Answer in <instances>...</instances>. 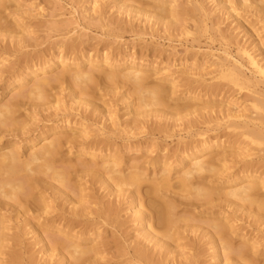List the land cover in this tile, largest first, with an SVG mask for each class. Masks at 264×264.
<instances>
[{
    "label": "bare ground",
    "instance_id": "6f19581e",
    "mask_svg": "<svg viewBox=\"0 0 264 264\" xmlns=\"http://www.w3.org/2000/svg\"><path fill=\"white\" fill-rule=\"evenodd\" d=\"M20 2L0 0V264H205L206 255L213 264H264L263 235L244 231L264 227V0L88 2L83 21L92 16L99 28L125 34L140 19L155 34L180 32L193 48L208 32L219 38L226 56L209 77L201 69L181 79L182 88L171 69L149 85L159 74L150 78L154 62L139 53L82 52L77 38H63L66 22ZM112 8L131 20L111 19ZM27 15L46 18L35 27ZM119 88L124 119L111 102ZM226 94L218 106L226 109L214 106L222 115L203 117L215 109L198 101ZM202 110V120H184L189 138L169 146L179 132L168 121ZM201 123L207 128L192 131ZM142 146L158 152L143 162L125 156Z\"/></svg>",
    "mask_w": 264,
    "mask_h": 264
},
{
    "label": "rangeland",
    "instance_id": "374dc122",
    "mask_svg": "<svg viewBox=\"0 0 264 264\" xmlns=\"http://www.w3.org/2000/svg\"><path fill=\"white\" fill-rule=\"evenodd\" d=\"M20 1H23L24 2V4H23V2H20V7H21V10H22V8L24 9V10H22V11H24V12H28V8L30 7V9H31V7H32V10L31 11H33V12H35V14H36V12L38 13L39 12V10H41V12H43L42 11V8H43V10H45L46 11V13H44L45 14V16L47 15L48 16V14L50 15V16H48L47 17V20H48V18L50 17V19H51V21L53 20V19H55V20H58L57 22H61V21H64L63 23H65L66 22V24H67V26L68 27H70V29L68 28V30H70L71 32L66 36V35H64L63 36V38L65 37V39H67V38H70L71 40L73 39V38H77L76 40H78V42H80L81 43V45L80 46H84L85 47V50H84V48H83V46L81 47L82 48V52H85V53H90V54H94V55H97V54H102V52H103V54H109L111 57H113V58H122L121 56H122V54H127L128 56H131V53H132V55H135V57H137V55H138V53H139V55H138V58L139 59H142V60H145V59H147L146 61H148V62H150V63H153V64H155V65H153L152 64V66H151V68H149L148 69V71H149V75H150V78L153 76V75H155L156 73H163V72H165V73H168L167 71L169 70V71H171L172 70V72H176V74H178V75H176L178 78L177 79H179V80H177L178 81V83L179 84H181V85H179L178 87H181L182 86V83H180L182 80H185L186 81V79H189V77H191V78H198L199 76H200V73L199 72H201V69H202V72H201V74H205V72L206 73H209L210 72V69L212 68V71L214 70V63L216 62V61H218L220 58H224V56L222 55V54H224L225 56H226V53H225V51H224V46L223 45H221V44H219L220 43V41H219V38H216V36L214 37H212V33L211 32H208L207 33V35H205V36H203L202 38H201V40L199 41V42H197V43H199L200 45H198L197 44V46L195 47V48H193L192 47V44L190 43L189 44V42H192V40L190 41V38H187V41H189V42H187L186 41V39H185V37H183L182 35L180 36L179 35V33L180 32H177L176 31V34L174 33L175 31H172V30H166L165 29V32H164V29L160 32V30H157L156 31V34L154 33L155 32V30H154V32H152L153 31V29H151L149 26H148V24H150V23H145V21H141L140 19L138 20V19H134L133 20V18H132V20H133V22L135 21V23L134 24H136V28L138 27L139 28V30H141V32H143V33H141L139 30H138V28H137V30H134L135 31V33H134V31H129V32H124L125 34H123V31H120L119 29H113V30H115L114 32H113V30H112V28H114V27H110V26H101V28H99V26H100V24H98L96 21H94L93 22V20H90V17H92V16H90L89 17V19L88 18H86L87 20H85L84 19V21H83V15L85 14V12L86 11H84V10H86L85 9V7H89L88 5L90 4H88V2H91V0H89V1H87V0H20ZM28 1V2H27ZM83 3H85V4H83ZM102 0H100V2H101ZM100 2H99V4H100ZM87 4V5H86ZM25 5V7H26V9H25V7H22V6H24ZM29 5V6H28ZM82 5H85L84 7L82 6ZM17 9V8H16ZM82 9H83V11H82ZM19 10H20V8H19ZM22 11H20V13H23ZM48 11H49V13H48ZM29 12H30V10H29ZM51 12V13H50ZM52 13H53V15H52ZM82 13H84V14H82ZM89 13H90V11H89ZM55 14H56V16H55ZM92 14V13H91ZM110 14H112V15H114V18L116 17H118L119 16V18H123L122 20H125V19H127V20H131V17L130 16H128V18L127 17H125V15L123 16V14H121V13H119V11L118 12H116V9L115 8H112V10L110 9V13H109V15ZM52 15V16H51ZM118 15V16H117ZM28 16V15H27ZM94 16V15H93ZM96 16V15H95ZM94 16V17H95ZM123 16V17H122ZM126 16H127V14H126ZM38 17H40L39 19H38ZM37 18H29V16H28V18L27 19H29V21L30 20H33V21H31L32 23H34V24H32L31 22V24H32V26H34L35 25V27H37L38 25H36V24H38V21H41V20H45V18L46 17H44V18H42L41 16H38ZM110 17H111V15H110ZM113 17H111V19H112ZM115 18V19H116ZM118 18V19H119ZM125 18V19H124ZM8 19H10V17H8ZM34 19H38V20H34ZM50 19L48 20V21H50ZM117 19V20H118ZM119 20H121V19H119ZM28 21V22H29ZM89 22V24H90V27L91 28H89V24L87 23V22ZM138 21H140V22H138ZM27 22V23H28ZM53 22H56V21H54L53 20ZM108 22V20H106L105 21V23H107ZM96 24L97 23V25H92V24ZM139 23V24H138ZM86 24V27L84 26ZM145 24V25H144ZM70 25V26H69ZM99 25V26H98ZM92 26H93V28H92ZM96 26H97V28H96ZM142 27V28H141ZM143 27H145V28H143ZM103 28V29H102ZM105 28V29H104ZM135 28V29H136ZM106 29H109L108 31L106 30ZM111 30V31H110ZM116 30H118V31H116ZM143 30V31H142ZM150 32H149V31ZM152 30V31H151ZM137 31H138V33H139V35L138 34H136L137 33ZM167 31H169V32H167ZM172 31V32H171ZM106 32H108V33H106ZM111 32V33H110ZM113 32V33H112ZM115 32H116V34H115ZM119 34H118V33ZM131 32V33H130ZM134 34H133V33ZM145 32H147V33H145ZM38 33V32H37ZM106 33V34H105ZM110 33V34H109ZM141 33V34H140ZM159 33V34H158ZM161 33V34H160ZM172 33V34H171ZM174 33V34H173ZM236 33H238V32H236L235 31V34ZM40 34V35H39ZM39 34H36V35H39V37H38V39H39V42H41L40 40H42L43 41V44H45L46 46L48 45V41L47 40H49V39H45V38H48L47 37V34L44 32V31H41ZM111 35V36H109V35ZM122 34V35H121ZM143 34V35H142ZM168 34H169V36H170V38H169V36H168ZM210 34H211V37H208V36H210ZM46 35V36H45ZM115 35H117L116 37H114ZM121 35V36H120ZM164 35H166V36H164ZM172 36V37H171ZM79 37V38H78ZM82 37V38H81ZM167 37V38H166ZM183 37V38H182ZM61 38V36L60 37H52V40L53 39H60ZM169 38V39H168ZM208 38V39H207ZM209 38L211 39V42H216V44L214 43V45H212L213 43H211L210 42V40H209ZM212 38H213V40H212ZM216 38V39H215ZM239 38L241 39L242 38V35L240 34V36H239ZM82 39V41H80ZM207 39V40H206ZM218 39V40H217ZM206 40V41H205ZM45 41V42H44ZM218 42V43H217ZM47 43V44H46ZM82 43H84V44H82ZM42 44V45H43ZM147 44V45H146ZM206 44V45H205ZM41 45V47H46L45 45L44 46H42ZM150 45V46H149ZM154 45V46H153ZM188 45V46H187ZM218 45V46H217ZM222 47H221V46ZM145 46V47H144ZM156 46H157V48H156ZM200 46V47H199ZM203 46V47H202ZM153 47V48H152ZM189 47V48H188ZM219 47L220 48H223V49H219ZM148 51L147 52V55L144 57V53H146V50ZM154 48L156 49V50H154ZM159 48H161V49H159ZM122 49H124V50H122ZM144 49V50H143ZM151 49V50H150ZM192 49H193V53L194 54H192ZM126 50V51H125ZM139 50H140V52H139ZM152 50H154V52L155 53H153V51ZM160 51V52H158V51ZM196 50V51H195ZM198 50H200L199 52H198ZM223 50V52H221ZM111 53H110V52ZM123 53H122V52ZM138 51V52H137ZM143 51V52H142ZM157 51V52H156ZM167 51V52H166ZM190 51V52H189ZM151 52V53H150ZM162 52H163V54H162ZM114 53V54H113ZM120 53H122V54H120ZM143 53V54H142ZM153 53V54H152ZM158 53V54H157ZM168 55H167V54ZM211 53V54H210ZM213 53V54H212ZM130 54V55H129ZM137 54V55H136ZM141 54V55H140ZM152 55V57L155 59L159 54H160V56H158L155 60L151 57V55ZM166 54V55H165ZM205 54V55H204ZM127 55H123V57L125 56V57H127ZM143 55V56H142ZM197 55V56H196ZM207 55V56H206ZM142 56V57H141ZM206 56V57H205ZM219 56H220V58H219ZM144 57V58H143ZM197 57V58H196ZM149 58V59H148ZM162 58H163V60H162ZM218 58V59H217ZM150 60V61H149ZM151 60H152V62H151ZM168 60V61H167ZM198 60V61H197ZM215 60V61H214ZM158 61H160V62H158ZM214 62V63H213ZM178 63V64H177ZM210 64V65H209ZM212 64V65H211ZM153 66L155 67V69L153 68ZM179 66V67H178ZM183 68H181V67ZM209 66H211L210 68H209ZM169 69H168V68ZM186 67V68H185ZM192 67V68H191ZM208 67V68H207ZM154 70H153V69ZM158 68V69H157ZM164 69H166V71L164 70ZM171 69V70H170ZM174 69H175V71H174ZM179 69H181L182 70V73H181V70L179 71ZM190 69V70H189ZM207 69V70H206ZM157 70V71H156ZM188 71V72H190V73H188L190 76H187L186 74V71ZM206 70V71H205ZM179 71V72H178ZM183 71L185 72V73H183ZM203 71H204V73H203ZM209 71V72H208ZM192 73V74H191ZM194 73H198V74H194ZM164 74V73H163ZM184 75L183 77H181V75ZM194 74V75H193ZM162 75V74H161ZM180 75V76H179ZM187 77H186V76ZM196 76V77H193V76ZM208 74H205V76L206 77H209V76H207ZM160 78H159V77ZM163 77V75L162 76H160V74L159 75H155V76H153V78H151V79H149V85H151V84H155V83H157V82H159L160 80H161V78ZM180 77V78H179ZM186 79H185V78ZM154 78L155 79H157L158 80V78L160 79L159 81H157V80H154ZM182 79V80H181ZM154 81V82H153ZM157 81V82H156ZM182 82H184V81H182ZM186 83V82H185ZM185 83H183L184 85H185ZM184 85H183V89H184ZM182 88V87H181ZM181 88H179V89H181ZM125 89L126 88H119V89H116L117 90V94L118 95H116V94H114V97H113V99H111V102L113 103V102H117V100L119 101V102H117V103H115V106L113 105V109L115 108V109H117L118 107V109H119V113H120V115H121V119H124V117H122V115L124 114V112H125V103L122 101V98L120 99V95H121V93L122 92H124L125 91ZM96 91H98V92H100V90H101V92H103L102 94H105L106 92H107V90H109V89H107V88H105L104 87V85L102 86V85H100L99 86V88H97V89H95ZM115 91V90H114ZM119 92H120V94H119ZM116 93V92H115ZM198 93V92H197ZM111 96L110 97H108V96H105V98H111ZM117 96H118V98H117ZM224 96V98H222ZM221 95V96H219V97H214V96H206V97H204V99L205 100H203V98H202V100H199L198 101V105H201L199 108H202V107H205V105H206V107L208 106V105H210V106H212V107H210L209 106V108H212V109H215L217 112H218V114H217V112L214 110V112H210L209 110H208V108H205V112H204V110H202L201 111V113L199 114V113H195V115H193V114H191V115H189V116H193V118H190V117H188V116H186L187 117V119H186V117H184L185 119H180L181 118V115H180V117H177L176 116V120L174 119V120H166V122L168 121V125L171 127V129L173 130V128H174V131L176 132V130L179 132L175 137L173 136V137H171V138H168L167 139V142L169 143V146H172L173 145V147H175L177 144H178V142H179V140H185L186 138L188 139L189 137H188V134H187V129H186V127H185V124L187 123V122H185L184 123V120L186 121H188V120H190V119H196V118H200V120H202V116L203 117H212V115H210V113L212 114V113H214L213 114V116L214 115H216V116H218L219 114V116H221L222 114V112H220V111H218V109H226V106H222V108H219V107H221V105L227 100V101H229V99H228V97H229V95L228 94H226V95ZM227 97V99H226V97ZM114 98H116V99H114ZM6 100V99H5ZM121 100V101H120ZM128 101H130V100H128ZM170 103H168V104H172V106H177L178 104H180L181 102H179V103H177L176 101H174V100H170L169 101ZM193 101H191V102H189V103H192ZM173 103L175 104V105H173ZM225 104V103H224ZM204 105V106H203ZM217 108L218 106V109H216L215 107ZM111 108V107H110ZM111 108V109H112ZM206 110L209 112H207V114H209V115H207L206 114ZM205 114H204V113ZM215 112H216V114H215ZM202 113H203V115H202ZM200 117H199V116ZM206 115V116H205ZM195 116H197V117H195ZM216 116H214V117H216ZM183 117V116H182ZM195 117V118H194ZM178 118V119H177ZM189 118V119H188ZM154 120H156L155 118H153ZM180 119V120H179ZM176 121V122H175ZM171 123V124H170ZM183 123H184V125H183ZM180 124V125H179ZM179 125V126H178ZM175 126V127H174ZM201 126H202V128H201ZM205 126V127H204ZM96 126H93L92 128L93 129H96L95 128ZM196 127L197 126H195V127H193V129H192V131H198V129L199 130H202V129H205V128H207V125L204 123V125L201 123V125H200V127H197V129H196ZM182 128H184V129H182ZM176 129V130H175ZM180 129H182L181 131H179ZM186 129V130H185ZM186 131V132H185ZM181 132V133H180ZM216 132V133H215ZM221 132H223L222 130H215L214 132H213V134H212V132H209V134H211V135H213L214 136V134L216 135L217 133L220 135L221 134ZM227 132V131H226ZM187 134V136H186V134ZM216 135V136H219V135ZM184 135V136H183ZM182 136V137H181ZM227 136L228 135H226V137L224 136L223 137V139L222 140H225V138H227ZM141 138V137H140ZM133 138V142L135 143V144H137V142L139 141V142H141V141H146L145 142V144H148L149 143V141L151 142V139H145V138ZM179 139V140H178ZM159 140V141H158ZM157 141L158 142H161V139H158ZM147 141H148V143H147ZM153 141V140H152ZM186 141V140H185ZM144 144V145H145ZM227 146L229 145L228 143L226 144ZM121 146H123V145H121ZM145 146H142V148H140L141 150L140 151H138V152H136V147H134V149H132L130 152H125V156L127 157V158H132V157H137L138 158V160L137 161H141V162H143L142 161V159L144 158V157H146V153H147V149H145L144 148ZM238 147V146H237ZM156 150L158 149V147L156 148V147H154ZM153 148V150L155 151V149ZM133 150H135V152L133 151ZM144 150V151H143ZM159 150V149H158ZM134 153H133V152ZM146 151V152H145ZM229 151V150H228ZM149 152V151H148ZM156 152H158V151H155V154H156ZM143 153H145V154H143ZM150 153V152H149ZM229 153V152H228ZM230 153H231V151H230ZM233 153V152H232ZM254 153H257L256 151H254ZM148 154V153H147ZM155 155L154 153H150V155L149 156H151V155ZM141 155V156H140ZM130 156V157H129ZM132 156V157H131ZM148 156V155H147ZM143 157V158H142ZM136 158V159H137ZM141 160H140V159ZM136 159H133L132 158V160L134 161V160H136ZM131 160V161H132ZM152 169V168H151ZM98 186V185H97ZM99 186H100V184H99ZM98 186V187H99ZM102 190V189H101ZM262 193L264 194V190H262ZM244 218H247V216L245 215V217ZM249 220H251V218H248ZM242 223H244V221L243 222H239L238 224L236 223V225H238V229L242 226ZM241 224V225H240ZM240 226V227H239ZM242 228V227H241ZM246 228H248V229H246ZM245 229H244V231H245V233H248V235H250V236H253V235H256V236H254V238H258V240H260L261 239V235H263L264 236V232H262V230H264L263 228H260V231L257 229V227L256 228H254V227H252V225L251 226H248V227H246ZM103 229V228H102ZM259 234H260V236H259ZM106 235H108V234H106ZM258 235V236H257ZM262 236V238H264ZM262 240V239H261ZM264 241V240H263ZM263 241H261L260 243H261V245H260V249H261V246H262V249H263V245H264V242ZM207 256V257H206ZM206 256H204L206 259H204L205 261H207L206 263L207 264H213L214 262H213V260L210 258V256L208 257V255H206ZM261 259H263L264 260V257L263 258H261ZM205 263V264H206Z\"/></svg>",
    "mask_w": 264,
    "mask_h": 264
}]
</instances>
